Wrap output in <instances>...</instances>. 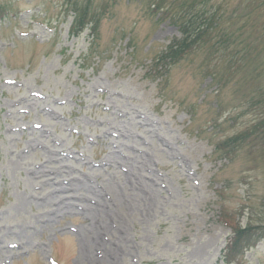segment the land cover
<instances>
[{
    "label": "rangeland",
    "instance_id": "rangeland-1",
    "mask_svg": "<svg viewBox=\"0 0 264 264\" xmlns=\"http://www.w3.org/2000/svg\"><path fill=\"white\" fill-rule=\"evenodd\" d=\"M74 1L95 33L0 0V264H264V0H197L219 27L169 67L150 0Z\"/></svg>",
    "mask_w": 264,
    "mask_h": 264
},
{
    "label": "trees",
    "instance_id": "trees-1",
    "mask_svg": "<svg viewBox=\"0 0 264 264\" xmlns=\"http://www.w3.org/2000/svg\"><path fill=\"white\" fill-rule=\"evenodd\" d=\"M196 1L189 0L187 4H190V8L185 11L184 0H172L169 5H166L167 0H150V6L154 9V13H157L156 15L161 19H169L178 28L182 36L180 40H173L167 47L166 52L160 56V61L164 63L165 67L177 64L184 57L194 54L201 40L205 38V41L209 37L207 36V31L212 30L214 27L216 29L219 27V23L216 22L217 19L214 17L215 15L206 16L205 11L197 13L191 10L194 8L192 4ZM87 2L83 3L74 0H66L65 2V5H67L66 9L73 16L70 28V34L73 36L78 35L87 27L91 33L96 32L97 24ZM178 8L181 9L180 12H174ZM261 124L264 125V120H262ZM236 140V138H233L225 143L229 144V142L232 143ZM219 148L220 146L218 145L215 151L219 150ZM259 237L253 234L250 228L241 229L236 227L233 229V236L222 254L223 262H229L230 259L241 254L244 249L254 247L260 241Z\"/></svg>",
    "mask_w": 264,
    "mask_h": 264
}]
</instances>
